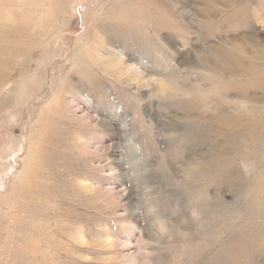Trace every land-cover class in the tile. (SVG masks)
I'll return each instance as SVG.
<instances>
[{"label": "rangeland", "instance_id": "374dc122", "mask_svg": "<svg viewBox=\"0 0 264 264\" xmlns=\"http://www.w3.org/2000/svg\"><path fill=\"white\" fill-rule=\"evenodd\" d=\"M0 264H264V0H0Z\"/></svg>", "mask_w": 264, "mask_h": 264}, {"label": "bare ground", "instance_id": "6f19581e", "mask_svg": "<svg viewBox=\"0 0 264 264\" xmlns=\"http://www.w3.org/2000/svg\"><path fill=\"white\" fill-rule=\"evenodd\" d=\"M111 51V50H110ZM114 52V51H113ZM107 54L110 52H106ZM115 53V52H114ZM109 55V54H108ZM113 57L111 56L110 59L105 58L106 60L103 61L100 60L98 63L102 64L104 66L105 71H115L119 76H124V78L127 79V82L129 83H134L136 84L137 87L143 86L145 89L152 88L153 89V84L150 82L148 79V76H146L144 73H142L140 70H138L136 67H134L132 64L127 63L128 61L125 60L124 55L118 54V52L114 55L112 54ZM103 57V56H102ZM108 57V56H107ZM235 61L234 55L232 54L231 60L228 62H224V65L227 67V69H232L233 67L237 64L233 63ZM231 63V64H229ZM231 70V71H232ZM143 89V88H142ZM162 92L165 93V89L163 90L160 88ZM150 90V89H149ZM155 91V90H154ZM152 91V92H154ZM156 93V92H155ZM246 118V117H245ZM247 119V118H246ZM238 121V120H237ZM233 128V127H232ZM235 128V127H234ZM233 128V129H234Z\"/></svg>", "mask_w": 264, "mask_h": 264}]
</instances>
